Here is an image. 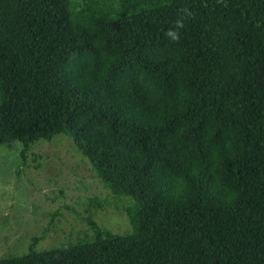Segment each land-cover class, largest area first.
<instances>
[{"label":"trees","instance_id":"1","mask_svg":"<svg viewBox=\"0 0 264 264\" xmlns=\"http://www.w3.org/2000/svg\"><path fill=\"white\" fill-rule=\"evenodd\" d=\"M56 135L129 229L0 264H264V0H0V144Z\"/></svg>","mask_w":264,"mask_h":264},{"label":"rangeland","instance_id":"2","mask_svg":"<svg viewBox=\"0 0 264 264\" xmlns=\"http://www.w3.org/2000/svg\"><path fill=\"white\" fill-rule=\"evenodd\" d=\"M20 148L17 140L0 144V255L90 234L88 218L113 231L129 229L128 198L102 184L69 137L33 141L23 159Z\"/></svg>","mask_w":264,"mask_h":264},{"label":"clouds","instance_id":"3","mask_svg":"<svg viewBox=\"0 0 264 264\" xmlns=\"http://www.w3.org/2000/svg\"><path fill=\"white\" fill-rule=\"evenodd\" d=\"M171 34V33H170ZM173 38H178V37H176L174 34H173Z\"/></svg>","mask_w":264,"mask_h":264}]
</instances>
